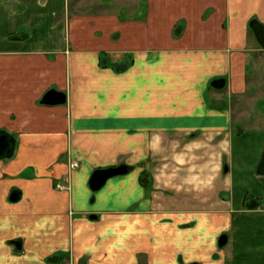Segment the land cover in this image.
<instances>
[{"label": "crops", "instance_id": "obj_1", "mask_svg": "<svg viewBox=\"0 0 264 264\" xmlns=\"http://www.w3.org/2000/svg\"><path fill=\"white\" fill-rule=\"evenodd\" d=\"M70 7L0 0V264H264V0Z\"/></svg>", "mask_w": 264, "mask_h": 264}, {"label": "water", "instance_id": "obj_2", "mask_svg": "<svg viewBox=\"0 0 264 264\" xmlns=\"http://www.w3.org/2000/svg\"><path fill=\"white\" fill-rule=\"evenodd\" d=\"M249 28L252 31L256 41L260 47L264 50V25L259 22L257 19H252L249 22ZM219 81H217L218 83ZM222 85V81L219 86ZM66 101V95L62 91H57L55 89H49L44 93L40 99L41 104L45 105H59L64 104ZM16 140L13 135L8 133L6 130L0 129V159H9L13 156L15 150ZM257 173L264 174V153L261 157V160L256 169ZM127 172V168L124 165L117 167H108V168H97L94 169L88 180V187L91 191L99 190L106 181L114 176L122 175ZM18 195L14 191L10 195V201H16ZM249 206V205H248ZM226 242V237H220L218 245L222 246ZM18 245V242L16 243Z\"/></svg>", "mask_w": 264, "mask_h": 264}, {"label": "rangeland", "instance_id": "obj_3", "mask_svg": "<svg viewBox=\"0 0 264 264\" xmlns=\"http://www.w3.org/2000/svg\"><path fill=\"white\" fill-rule=\"evenodd\" d=\"M70 1H71V4H72V7H70V8L75 9L77 14L78 13L82 14V13H85V12L86 13L89 12V13H94V14H103V13H115V14H117L118 13L117 15H119V13H120L124 17V19H129V21H133L136 18L135 15L140 14L139 11H141V10L144 11V10H147L149 8L148 5L150 6L152 0H149V2L146 1L147 2L146 6H145L144 0H70ZM156 6L157 5L154 6L155 9H156ZM168 6H170L172 8H175L174 11H176V12L178 11V2L175 3L174 6H172L171 3H169L167 5V7ZM121 7H124V8H121ZM143 22H144V19H143ZM172 31H173L172 34H175L178 31V21L174 25ZM258 62L260 64L261 61H258ZM128 64H130V61H129V58H126V59H124L123 62H121V63H119L117 65H114V68L116 70H119L118 69L119 67H125ZM260 71L262 72V69H260ZM85 110L87 112L85 111L84 114L88 113V108L87 107H85ZM118 164L119 165L125 164L127 168H130V166H128L124 162H119ZM140 180H143V179H140ZM144 180H146V179H144ZM108 181H110V179ZM108 181H107V183H108ZM64 182L67 183L66 179H64L57 186L61 187V188H64V187L68 188L67 187L68 185L63 187L62 184ZM107 183L99 191L104 189V187L107 185ZM99 191H96L94 193L91 192V193H92V195H94L96 193H99Z\"/></svg>", "mask_w": 264, "mask_h": 264}, {"label": "trees", "instance_id": "obj_4", "mask_svg": "<svg viewBox=\"0 0 264 264\" xmlns=\"http://www.w3.org/2000/svg\"><path fill=\"white\" fill-rule=\"evenodd\" d=\"M122 67H119L118 69L121 70Z\"/></svg>", "mask_w": 264, "mask_h": 264}, {"label": "flooded vegetation", "instance_id": "obj_5", "mask_svg": "<svg viewBox=\"0 0 264 264\" xmlns=\"http://www.w3.org/2000/svg\"><path fill=\"white\" fill-rule=\"evenodd\" d=\"M264 25V24H263ZM248 27H249V23H248Z\"/></svg>", "mask_w": 264, "mask_h": 264}]
</instances>
